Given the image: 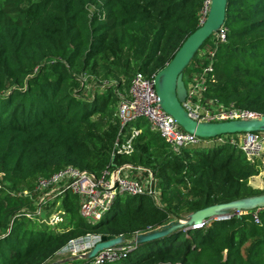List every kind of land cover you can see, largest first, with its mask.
<instances>
[{
    "label": "trees",
    "instance_id": "obj_1",
    "mask_svg": "<svg viewBox=\"0 0 264 264\" xmlns=\"http://www.w3.org/2000/svg\"><path fill=\"white\" fill-rule=\"evenodd\" d=\"M204 2L0 0V264L53 263L87 235L130 242L176 216L264 194L250 185L264 164L219 137L212 149L177 155L139 120L133 152H117L119 93L136 74L153 79L171 62L201 26ZM222 28L226 41L209 38L184 81L212 65L205 99L264 116V0H228ZM69 166L97 177L132 166L133 178L153 176L156 195L125 204L118 197L96 224L82 218L80 198L70 192L36 215L38 179ZM56 212L63 221L51 226ZM206 221L159 241L127 243L131 251L106 264H264V209Z\"/></svg>",
    "mask_w": 264,
    "mask_h": 264
},
{
    "label": "built area",
    "instance_id": "obj_2",
    "mask_svg": "<svg viewBox=\"0 0 264 264\" xmlns=\"http://www.w3.org/2000/svg\"><path fill=\"white\" fill-rule=\"evenodd\" d=\"M211 0H205L200 13L201 25L207 19L210 11ZM217 39L226 41V30L221 29L217 33ZM214 67L208 66L202 74L193 75L191 82L186 84L187 99L184 104L185 110L198 122H229L248 121L258 118L259 115L251 111L243 110L235 106H226L215 100H207L203 93L208 84L215 81ZM119 105L117 116L121 122V131L117 140V152L131 154L132 143L136 136L141 133L134 125L139 120H145L153 132L160 134L164 141L177 155H181L185 149L200 145L202 139L194 134L185 132L178 123L168 115L161 107L159 97L155 90L154 78L149 79L142 73L136 74L131 82L128 92L119 93ZM218 143L230 144L241 149L253 162L264 155V132L247 133L237 135H225L218 138ZM132 166H123L116 170H107L101 177L81 171L74 167L63 168L50 176H42L36 185L38 206L36 215L41 216L48 203L52 204L58 197H64L66 193H72L80 198V214L89 223H100L105 220L108 213L113 209L118 197H134L150 194L156 195L153 176L145 179H136L130 176ZM141 170V169H140ZM27 193H24L26 195ZM248 212H233L227 215L211 218L212 221H225L234 215L241 216ZM257 223L260 222L258 214L254 216ZM63 221L58 212L52 215L48 223L56 226ZM209 223L204 221L194 225L193 229H202ZM101 241L93 235H87L81 239L71 241L62 249L57 257L66 259L86 254ZM131 247H119L100 252L91 261L85 264H106L125 257ZM73 264V263H68ZM75 264V263H74Z\"/></svg>",
    "mask_w": 264,
    "mask_h": 264
},
{
    "label": "water",
    "instance_id": "obj_3",
    "mask_svg": "<svg viewBox=\"0 0 264 264\" xmlns=\"http://www.w3.org/2000/svg\"><path fill=\"white\" fill-rule=\"evenodd\" d=\"M228 0H211L207 19L187 40L165 68L154 77L156 93L162 109L170 115L187 133L194 134L202 140L216 139L225 135L264 132V116L248 121H229L219 123L198 122L185 110L188 93L184 81V73L204 43L217 34L225 24ZM154 191V186H152ZM264 209V194L239 199L227 204L211 206L184 218L176 216V221L161 229L136 235L130 242L125 237L102 236L101 241L90 252L62 259L59 262L46 264H68L78 261H91L100 252L129 245L140 246L169 237L178 230H192L194 225L203 223L215 216L230 214L231 212H251Z\"/></svg>",
    "mask_w": 264,
    "mask_h": 264
},
{
    "label": "rangeland",
    "instance_id": "obj_4",
    "mask_svg": "<svg viewBox=\"0 0 264 264\" xmlns=\"http://www.w3.org/2000/svg\"><path fill=\"white\" fill-rule=\"evenodd\" d=\"M207 51V49H205L203 52L205 53ZM216 140H214V139H210V140H202V142H201V144L200 145H196V146H191L192 147V149H195V150H199V149H203V150H205V149H212V148H214L215 146H216ZM140 175L142 174V172H138ZM138 178H140V177H142V176H137ZM0 179H1V177H0ZM145 179V178H144ZM1 181V180H0ZM259 181V182H258ZM257 182H258V185H256L257 187H261L260 189H258V190H263L264 189V177H260L258 180H257ZM127 196H125V197H122V201H123V204H125L126 202H127ZM58 213L56 212V213H54L53 215H57ZM38 217H35V219H37ZM59 224V223H58ZM60 260H62L61 258H58L56 261L57 262H59ZM56 261H54V262H56ZM81 262H83L82 260L81 261H78V262H76V264H79V263H81Z\"/></svg>",
    "mask_w": 264,
    "mask_h": 264
},
{
    "label": "crops",
    "instance_id": "obj_5",
    "mask_svg": "<svg viewBox=\"0 0 264 264\" xmlns=\"http://www.w3.org/2000/svg\"><path fill=\"white\" fill-rule=\"evenodd\" d=\"M255 162H260V163L264 164V155H263L260 159L256 160ZM260 177H264V171H262V172L260 173L259 176H256V177H254V178L251 179V181H250V185H251L253 188H255V189H260V188H261V187H257V186H256V185H258V182H259V181L257 182V180H258Z\"/></svg>",
    "mask_w": 264,
    "mask_h": 264
}]
</instances>
